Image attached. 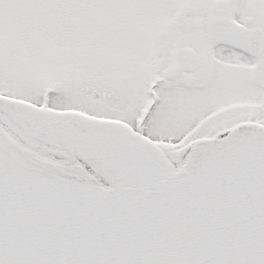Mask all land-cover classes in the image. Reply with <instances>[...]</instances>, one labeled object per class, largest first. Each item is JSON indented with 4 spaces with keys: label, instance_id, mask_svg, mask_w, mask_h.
Listing matches in <instances>:
<instances>
[{
    "label": "snow or ice",
    "instance_id": "obj_1",
    "mask_svg": "<svg viewBox=\"0 0 264 264\" xmlns=\"http://www.w3.org/2000/svg\"><path fill=\"white\" fill-rule=\"evenodd\" d=\"M0 264H264V0H0Z\"/></svg>",
    "mask_w": 264,
    "mask_h": 264
}]
</instances>
